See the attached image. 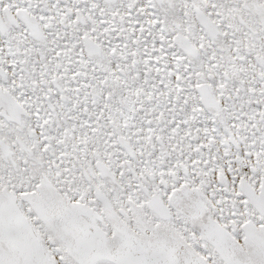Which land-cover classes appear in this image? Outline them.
Masks as SVG:
<instances>
[{
	"label": "snow or ice",
	"instance_id": "snow-or-ice-1",
	"mask_svg": "<svg viewBox=\"0 0 264 264\" xmlns=\"http://www.w3.org/2000/svg\"><path fill=\"white\" fill-rule=\"evenodd\" d=\"M0 264H264V0H0Z\"/></svg>",
	"mask_w": 264,
	"mask_h": 264
}]
</instances>
